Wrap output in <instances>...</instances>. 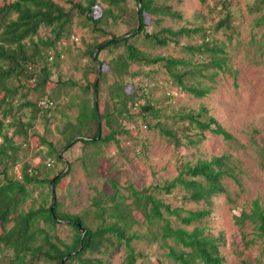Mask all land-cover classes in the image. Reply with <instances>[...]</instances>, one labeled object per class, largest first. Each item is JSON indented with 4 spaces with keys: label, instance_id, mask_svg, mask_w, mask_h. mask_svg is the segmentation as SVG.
<instances>
[{
    "label": "trees",
    "instance_id": "16d2710c",
    "mask_svg": "<svg viewBox=\"0 0 264 264\" xmlns=\"http://www.w3.org/2000/svg\"><path fill=\"white\" fill-rule=\"evenodd\" d=\"M65 1L70 7L55 0H0V109L3 111V116L0 117V250L13 251L9 260L3 264H112L111 257L122 246L127 248L126 264H140L137 260L144 254L136 250L133 241L149 239L150 235L153 240H163L169 248V257L179 264H223L224 257L220 250L225 243L223 233L214 235L208 233L206 227L199 225L192 229L187 227L201 223L211 215L213 198L227 192L225 178H232L241 184L239 173L243 168L238 159L224 153L210 159H199L194 163L186 162L181 165L179 173L164 184H152L142 189H137L131 183L121 185L128 190L127 194L121 192L120 183L113 180L117 186L113 193L103 192L93 197V215L96 222L94 226L87 224L80 214L60 212L56 202L54 213L51 211L52 205L45 204L25 210L21 206L31 195L30 184H50L51 180L55 179L56 189L62 186L69 173L47 174L42 178L38 167L24 162L19 178L10 174L21 159L15 136L27 135V128L33 126V122H27L24 126L23 121L14 116L12 102L18 94H23L26 87L31 89L33 86L35 91L42 89V94H46V90L50 89L54 81L50 68L44 62V52H58V43L70 36L76 15L79 25L96 34V40L88 44V54L96 63L95 76L94 79H88L85 86L72 81L66 82L78 85L87 92L90 89L95 91L96 79L100 77L97 101L94 100L90 104L88 99H83L79 105V114L74 120H68L63 127L65 147L72 148L77 137L87 145L118 141L119 135L131 132V129L122 124L123 119H131L134 110L138 109L146 119V114L152 113L153 109L142 85L138 86L136 91H128L129 83H126L125 78L138 74V71L134 72L131 68L134 63L161 64L176 85L196 97H204L212 90V86L203 85V80L199 78L214 80L219 73L231 69L224 46L212 40L211 36L214 30L223 29L230 37L237 31L235 22L239 12L232 7L234 0H219L222 17L213 28L182 26L174 29L162 26L152 32L147 29L151 25L150 22L153 21L158 26L166 17L181 18V13L174 10L167 1L159 3L158 0H135V7L132 6L131 0ZM262 9L264 0H253L248 5L250 12ZM263 19L264 13L258 21ZM122 22H126L129 29L124 33L114 31L113 26ZM46 27H51L52 35L42 37L39 32ZM134 31L137 32L125 36ZM196 33H201L202 42L196 45L187 44L182 48L187 52L201 54V60L198 62L153 55L141 49L133 40L142 35L151 46L164 47L180 44L181 38L191 37ZM99 47L101 49L94 59V53ZM104 49L116 50L117 53L107 61L101 58ZM57 54L60 55L59 52ZM106 65L110 68L109 71L104 69ZM179 65L183 68L180 69ZM211 68L215 70L208 72ZM109 73L114 76L115 81L110 85V93L103 99L102 81ZM190 79L195 81L191 82ZM30 80H35L33 85ZM66 82L62 81L63 84ZM142 99L146 102L142 103ZM42 100L53 101V105H41ZM137 102V109H134ZM56 104L53 96H43L36 102L27 101L20 105L30 107L34 115H37L41 111L51 112ZM9 114L13 118L6 123L5 119ZM177 115L182 122L178 128L167 127L161 121L156 123L160 133L175 146H181L184 142L198 144L202 141L205 131L220 135L225 140L238 142V139L209 113L206 106L198 110L182 111ZM103 125L107 127V131H103L98 137ZM8 127H15L11 136L6 132ZM192 129L197 131L191 133ZM34 136H38L43 144L50 147L51 154L58 161L61 160V149L55 147L45 134ZM91 138L94 140H90ZM259 155L264 159V144L259 148ZM68 162L72 165L71 161ZM261 167L264 168V160L261 161ZM176 188L182 189L180 198L183 201L203 202L207 207L186 209L183 206L172 207L170 203L164 202L160 195L175 194ZM135 211L143 215L142 221L136 218ZM172 216L180 222L179 225H173ZM59 220L67 222L73 229L69 243L56 232L57 225L62 222ZM235 223L241 227L252 225L255 237L246 240L245 234V245L249 246L258 239L262 243L264 254V206L260 199L252 201L249 211L244 210L235 215ZM143 225H147L148 233L142 231ZM153 225H157L159 230H153ZM241 263L264 264L261 259L253 263L246 257Z\"/></svg>",
    "mask_w": 264,
    "mask_h": 264
},
{
    "label": "rangeland",
    "instance_id": "374dc122",
    "mask_svg": "<svg viewBox=\"0 0 264 264\" xmlns=\"http://www.w3.org/2000/svg\"><path fill=\"white\" fill-rule=\"evenodd\" d=\"M55 1L70 7L65 0ZM158 1L159 3L167 1L174 10L181 13V18L166 17L158 26L152 21L147 28L151 32L162 26H170L174 29L182 26H202L210 29L222 17L219 0ZM252 1L234 0L232 7L238 10L239 15L235 22L237 31L232 37L223 29L213 31L211 38L224 46L231 69L219 73L214 80L199 78L203 80V85L212 86L209 94L196 97L184 91L176 85L161 64L134 63L131 68L134 72L138 71V74L125 78L126 83H129L128 91H136L137 87L142 85L149 102L153 105L152 113H147L145 119L138 109L134 110L131 119H123L122 124L131 129V132L119 135L118 141L87 145L79 141L77 137L76 144L70 149L66 147L63 151L64 159L72 162V165H69V162L66 164L65 161H58L51 154L50 147L43 144L42 140L34 134H45L55 147L62 150L65 147L63 127L68 120H74L79 114V105L83 99H88L90 104L95 100L93 89L87 92L78 85L66 82L72 81L85 86L88 79H94L95 76L94 64L96 63L88 54V44L96 40V34L79 25L78 17L75 15L70 36L58 43L57 50L60 55L54 50L44 52V62L50 68L51 78L54 81L50 89L46 90V94H42V89L35 91L33 86L31 89L26 87L23 89V94H18L12 102L14 116L23 121L24 126L27 122H33V126L27 128V135L15 136V142L20 147L18 154L21 159L10 174L19 178L24 162L38 167L42 178L47 174L69 173L62 186L55 189L59 211L80 214L87 224L94 226L96 222L93 215L95 210L92 203L93 197L98 193H113L117 188L113 180L120 183L121 192L127 194L128 190L121 185L131 183L137 189H142L152 184H164L166 180L173 179L179 173L183 163H194L199 159H210L212 156L224 153L231 154L240 161V166L243 168V171L239 173L241 184L232 178H225L227 192L213 198L211 215L203 219L201 223H195L187 228L192 229L195 225H199L206 227L207 232L214 235L222 232L225 237V243L220 249L224 257L223 264H242L244 257L253 263H256L258 259L264 263L260 240L256 239V242L250 243L249 246L245 245V234L246 240L255 237L252 225L241 227L235 223V215L241 214L244 210L249 211L252 201L256 198H259L264 206V168L261 167V161L264 159L259 155V148L264 144V19L261 22L258 21L264 9L250 12L248 5ZM131 4L135 7L136 1L131 0ZM113 29L124 33L129 26L126 22H122L114 25ZM39 34L42 37L52 35L51 27L41 29ZM133 40L141 49L153 55L185 58L194 62L201 60V54L187 52L182 48L187 44H200L201 33L181 38L180 44L164 47L151 46L142 35ZM116 53V50L104 49L101 52V58L110 61ZM179 68L182 69L183 66L179 65ZM104 69L110 70L107 65ZM214 70L211 68L208 72ZM190 80L195 81V79ZM34 81L30 80L31 85ZM114 81L115 78L111 73L102 81L103 99L110 93V85ZM172 90L174 97L171 100L168 93ZM43 96L50 98L53 96L57 103V106L49 113L41 111L34 115L30 107L20 105L27 101L36 102ZM141 102L145 103L146 100L142 99ZM103 106L104 102L101 103V107ZM202 106H206L209 113L214 115L238 139V142L225 140L220 135L205 131L200 143L192 145L184 142L181 146H175L156 128L158 121L163 122L167 127L178 128L182 125L178 113L190 109L198 110ZM1 116L3 111L0 109ZM12 118L9 114L5 122L9 123ZM14 130L15 127H8L6 132L11 136ZM103 131H107L104 125L101 127V133ZM196 131L192 129L190 132ZM29 189L31 195L21 206L22 209L28 210L32 206L37 208L43 204L52 205L53 192L50 184H30ZM182 193V189L176 188L175 194L160 196L172 207L183 206L186 209L207 207L203 202L183 201L180 198ZM135 216L141 221L144 219L139 211H135ZM172 220L174 226L180 224L175 216H172ZM11 225L12 223L9 224ZM146 227L147 225H143L141 229L148 233ZM153 230H159L157 225H153ZM56 232L65 242L71 241L73 229L67 222H60ZM149 237V239L133 241L136 250L144 254L137 260L140 264H179L169 257V248L163 240H153L152 235ZM12 254V250H0V264L6 263ZM126 255L127 248L122 246L111 257L112 264H126Z\"/></svg>",
    "mask_w": 264,
    "mask_h": 264
},
{
    "label": "water",
    "instance_id": "95a60500",
    "mask_svg": "<svg viewBox=\"0 0 264 264\" xmlns=\"http://www.w3.org/2000/svg\"><path fill=\"white\" fill-rule=\"evenodd\" d=\"M139 28H140V25H139L138 29H139ZM136 32H137V31H134V32L129 33V34L125 35V36H131L132 34H135ZM101 47H102V46H101ZM101 47H99V48L95 51V53H94V59H96L97 54H98V52L100 51ZM98 65H99V67H100V64H99V63H98ZM99 77H100V76H99ZM99 77L96 79V82H95V100H96V101H97V95H98V93H97V87H98ZM98 118H99V114H98ZM100 136H101V131H100L98 137H100ZM90 140H94V139L91 138ZM65 149H66V147H64V148L61 150L59 156H60V159H61L62 161H65L66 164H67V161H66V160L63 158V156H62L63 151H64ZM59 174H60V173H59ZM59 174H58V175H59ZM58 175H57V176H58ZM54 182H55V179H52L51 182H50V188H51V190H52V192H53V203H52V206H51V211H52V213H54V205H55V202H56V193H55V188H54ZM59 221H62V220H59ZM83 233H85V229H83Z\"/></svg>",
    "mask_w": 264,
    "mask_h": 264
},
{
    "label": "built area",
    "instance_id": "2783aa9c",
    "mask_svg": "<svg viewBox=\"0 0 264 264\" xmlns=\"http://www.w3.org/2000/svg\"><path fill=\"white\" fill-rule=\"evenodd\" d=\"M173 92H174V91L172 90L171 92L168 93V97H169L171 100H172L173 97H174ZM40 104H41V105H45V106L53 105V101L42 100V101L40 102ZM138 104H139V102L136 103V106H135L134 109H137ZM52 162H53V160H52ZM49 164H50V163H49Z\"/></svg>",
    "mask_w": 264,
    "mask_h": 264
},
{
    "label": "crops",
    "instance_id": "0c3cea01",
    "mask_svg": "<svg viewBox=\"0 0 264 264\" xmlns=\"http://www.w3.org/2000/svg\"><path fill=\"white\" fill-rule=\"evenodd\" d=\"M20 173H21V171H20Z\"/></svg>",
    "mask_w": 264,
    "mask_h": 264
}]
</instances>
